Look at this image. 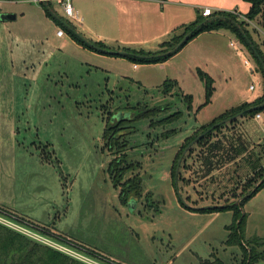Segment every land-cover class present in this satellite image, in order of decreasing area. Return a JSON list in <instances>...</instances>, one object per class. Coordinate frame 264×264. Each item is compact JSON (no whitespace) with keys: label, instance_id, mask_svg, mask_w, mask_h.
I'll return each instance as SVG.
<instances>
[{"label":"rangeland","instance_id":"rangeland-1","mask_svg":"<svg viewBox=\"0 0 264 264\" xmlns=\"http://www.w3.org/2000/svg\"><path fill=\"white\" fill-rule=\"evenodd\" d=\"M51 6L79 34L110 51L125 46L154 52L183 30L119 31L110 21L94 19L97 28L86 32L56 1ZM201 10L183 5L179 23L188 24ZM2 13L16 18L0 19V209L47 223L124 264H200L215 258L240 264V247L226 242L232 210L188 206L232 201L231 191L242 192L240 182L255 160L264 166V108L258 118L228 122L204 150L194 146L184 158L186 168L182 159L178 165L176 183L172 174L185 138L198 135L201 125L225 110L264 94L257 60L236 36L225 29L201 32L163 61L137 63L90 50L67 33L57 36L59 24L39 1L0 0ZM245 26L264 56V28L256 21ZM200 72L212 79L207 102ZM164 87L172 88L164 93ZM152 107L158 108L154 115L137 117ZM115 124L105 138L104 129ZM239 150L244 153L237 161H229ZM205 157L214 166L208 173ZM135 176L134 199L126 185ZM242 211L244 237H259L257 249L264 253V185ZM0 225L7 227L1 220ZM44 235L87 255L68 246L71 240Z\"/></svg>","mask_w":264,"mask_h":264},{"label":"trees","instance_id":"trees-1","mask_svg":"<svg viewBox=\"0 0 264 264\" xmlns=\"http://www.w3.org/2000/svg\"><path fill=\"white\" fill-rule=\"evenodd\" d=\"M249 3L248 10L243 14V16L246 18V20H243L241 18H238L235 14L225 11V10H215L211 12V14L207 16H203L202 14L196 13V16L193 21L189 22L188 24H183V30L180 33H173L171 37L167 40H163L158 44V49L154 52H146L144 50H135L131 49L129 47H122L120 48L122 51H125V53H108L105 50L97 49L95 46L108 49L106 45H104L100 41H90L92 45L88 44L86 41H84L77 33H75L73 27L67 22H63V18L61 16H57L56 14L52 13V6H51V0H40V4L42 5L44 12L47 16L51 17L53 20H55L59 27L63 29L65 33L69 35V37L76 41L78 44L82 45L83 47H86L90 50L96 51L98 53L112 55V56H123L127 57L129 59H132L133 61H136L137 63L144 62V63H150V62H156V61H163L169 56L175 54L177 51H179L188 40L193 38L194 36L198 35L201 32L205 31H213V30H220L225 29L233 33L236 38L243 44L245 48L249 50L251 54L256 58L258 67L261 70L264 78V70L262 66V62L264 63V56L259 51V49L256 46V43L254 42V39L249 32V30L246 28V24L249 21H256V23L264 28V0H244ZM45 2V4H44ZM52 10V11H51ZM198 12V10H196ZM205 18H210L209 20H206L205 22L201 23L198 27L195 28V25L202 22ZM180 26L176 27L174 31H176ZM194 28V29H193ZM193 29V30H192ZM192 32L188 36L187 40L177 48L175 52L164 54V55H157L162 52H165L172 47H174L180 39L189 31ZM200 72V76L205 79V89H206V102L209 101V98L212 93V79L209 75ZM172 87H164V93L169 92ZM185 99L187 103L190 102L191 96L186 95ZM264 102V94L261 96H258L257 98L251 100V101H243L240 104H238L235 107H231L224 112H222L220 115H218L216 118L211 120L209 123L201 125L200 131L205 130L215 122L231 116L235 114L236 112L242 111L241 116L245 115H255L260 112L262 108H264V104L260 105ZM252 108L253 106H255ZM146 108V107H144ZM158 111V108L152 107L143 109L142 111L139 110V113L137 114V117H144L146 115H154L155 112ZM240 116V117H241ZM235 120V119H233ZM232 120V121H233ZM228 123V122H227ZM227 123H222L219 126L215 127L211 131H208L205 135H203L195 144H193L187 151L186 154L182 157L181 165L182 167L185 166L184 158H187L190 156V154L193 151L194 146H199V148L203 149V147L208 143L210 137L215 132H218L222 129V127H225ZM114 126H107L104 129L103 136L106 138L108 130L110 131L111 128ZM196 133H193L189 137L185 138L183 143L181 144L178 153L176 154V163L172 167V174L175 173V166L177 164V159L179 158L183 148L186 146V144L195 137ZM112 137V136H111ZM109 138V137H108ZM261 145V144H260ZM264 145V144H263ZM198 148V149H199ZM204 150V149H203ZM260 151H263L262 148H259ZM259 151V153H260ZM236 156L233 154L229 155L227 158L229 161H237L236 158L237 155H242L244 151L239 150L236 151ZM199 153H197V156ZM258 159V155H256ZM248 156L246 157L245 161L248 163ZM204 160L208 163V168L206 172H210L214 166L212 163L209 162L208 158H204ZM255 166H252V169L250 174L248 176L244 177V181L240 182L242 192L235 195L234 191H231V195L233 197V200L230 202H227L229 200H224V204L232 203L231 205H226L224 207H210V208H202V209H194L197 211H219V210H226L230 209L232 210V221L230 225L227 227L228 230V238L226 242L228 244H237L244 255V260L240 262V264H256L258 261L263 260L264 261V253L258 250V246L261 245V242L259 240V237L253 236L250 238L244 237V226H245V219L246 215L242 211V205L243 203L250 198L253 194H255L263 185L264 181L259 184V186L255 189L254 192H252L248 196L242 197L244 194L249 192L251 188L256 184V182L262 177L264 174V166L257 164V160H255ZM186 168V167H184ZM175 178V177H174ZM128 184L126 185L127 193H131L130 197L136 198L138 191H139V177H134L133 180H128ZM237 183V182H236ZM124 192V191H123ZM241 197L239 203H234V201ZM124 201L126 197H124ZM217 204V203H214ZM42 229H44L47 234H49L52 237L61 236L68 240H71L67 236H63L59 233L53 232L49 230V226L46 224H38ZM74 243V246H76L78 249L85 252L87 255L92 256L93 258H97L98 260L103 261L106 264H124L121 261H118L111 256L100 252L99 250L88 247L83 243L76 242L71 240ZM0 264H86L85 262L76 259L74 257H71L59 250H56L50 246H47L45 244H42L40 242H37L35 240H32L23 234L16 232L10 228L4 227L0 225ZM200 264H225L223 263L219 258H215L214 260L204 259L200 262Z\"/></svg>","mask_w":264,"mask_h":264},{"label":"crops","instance_id":"crops-1","mask_svg":"<svg viewBox=\"0 0 264 264\" xmlns=\"http://www.w3.org/2000/svg\"><path fill=\"white\" fill-rule=\"evenodd\" d=\"M54 1L58 3L59 0ZM69 2L78 12L79 16L81 14V20L79 22L81 24V28L86 32H90L95 29L94 27L96 26L92 23L94 22V19H96L103 22L110 21V25L119 31L126 30V28H129L130 30L139 29L144 31H149L151 28L153 30H160L162 27L163 30L172 28L171 32L173 33V30L176 27L185 24L182 22L179 23V16L182 13L181 7H183V5L191 8H207L209 10V14L215 10H225L235 14L238 18H242L243 14L249 8V3L244 0H69ZM154 5H156V7ZM108 8L111 9V12ZM63 22H65V20H63ZM74 31L79 34L77 30L74 29ZM218 31L219 30H213L210 32ZM82 37L88 41H92L85 36ZM96 37L101 38V35L97 34ZM107 37L108 35H106V38ZM118 39L120 40V38ZM13 212H16L19 216L21 215L25 218L34 220L16 210H13ZM38 223L48 225L47 223ZM48 226L53 232L67 236L73 241L83 243L90 247L87 243L64 232L57 231L50 225Z\"/></svg>","mask_w":264,"mask_h":264},{"label":"built area","instance_id":"built-area-1","mask_svg":"<svg viewBox=\"0 0 264 264\" xmlns=\"http://www.w3.org/2000/svg\"><path fill=\"white\" fill-rule=\"evenodd\" d=\"M36 1H40V0H36ZM58 3L60 4V7L62 9V14L68 16L70 19L75 20V21H80L81 18L78 14V12L74 9V7L70 4L69 0H59ZM201 14L203 16H207L209 15V10L207 8H202L201 10ZM242 18L246 19L244 16H242ZM64 31L62 28H57L56 30V35L57 36H63L64 35ZM230 45H233V43L230 42ZM244 64H249V62L245 59L244 60ZM249 89H253L252 85H249ZM255 116L258 118L260 117L259 113L255 114ZM0 212H3V217L0 218V220L2 221V223H4V225H6L7 227L20 232L28 237H30L31 239H35L36 241H40L42 243H45L47 245H50L51 247H53L54 249H58L59 251H64V253H67V255H70L71 257H75L76 259H87L91 262H94L91 258H93L89 255H86V257L80 253H77L73 250H70L58 243L53 242L50 239H45L43 238L45 235L47 234V232L42 229V227H40L38 224H33L32 221H29L27 219H24L20 216H16L13 215L12 213L6 212L3 209H0ZM41 233V234H40ZM49 235V234H48ZM43 236V237H42ZM61 236H57V237H52L55 240L56 239H61ZM66 244H68V246L73 247V248H77L76 246H74V244L70 241H66ZM78 249V248H77ZM80 250V249H78ZM82 251V250H81ZM94 259V258H93ZM98 260V259H97ZM100 261V260H99ZM84 262V261H83ZM96 264H99L98 262H94Z\"/></svg>","mask_w":264,"mask_h":264},{"label":"water","instance_id":"water-1","mask_svg":"<svg viewBox=\"0 0 264 264\" xmlns=\"http://www.w3.org/2000/svg\"><path fill=\"white\" fill-rule=\"evenodd\" d=\"M44 1V0H43ZM45 4V2H44ZM52 11V10H51ZM52 13H54L52 11ZM55 14V13H54ZM16 16L14 14H10V13H2L0 14V19L2 20H8V19H15ZM210 18H205L202 22L198 23L195 25V28L198 27L201 23L205 22L206 20H209ZM194 29V28H193ZM192 29V30H193ZM189 31L187 32L181 39L180 41L174 46L172 47L171 49L165 51V52H162L160 54H157V55H164V54H169V53H172V52H175L177 50V48L179 46H181L188 38V36L190 35V33L192 32ZM79 35V34H78ZM84 41H86L88 44L92 45V43L90 41H88L87 39L83 38L81 35H79ZM97 49H101V50H105L107 51L108 53H125V51H122V50H118V51H110V50H107L105 48H101V47H98V46H95ZM262 66H263V70H264V63L262 62ZM264 102L260 105H263ZM256 107L253 106L252 108ZM242 115V111H239V112H236L235 114L231 115V116H228V117H225L217 122H215L214 124H212L211 126H209L208 128H206L204 131L200 132L198 135H196L194 138H192L187 144L186 146L183 148L179 158H178V161H177V164H176V168H175V173L178 169V165L184 155V153L193 145L195 144L203 135H205L208 131H211L212 129H214L215 127L219 126L220 124L222 123H227V122H230L232 121L233 119H236L238 117H240ZM176 174H175V183H176ZM264 181V174L262 175V177L256 182V184L251 188V190L249 192H247L246 194H244L242 197L244 196H248L250 195L252 192L255 191V189L259 186V184L261 182ZM241 197L237 198L234 203H239ZM132 203V202H130ZM232 203H229V204H223V203H217V204H214V203H208V204H204V205H201V206H196V207H193V206H188V208H192V209H202V208H210V207H224L226 205H231Z\"/></svg>","mask_w":264,"mask_h":264}]
</instances>
